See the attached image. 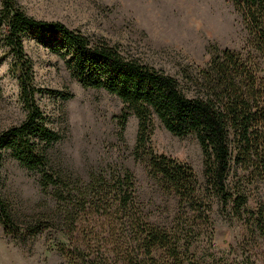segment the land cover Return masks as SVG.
<instances>
[{"label":"trees","instance_id":"1","mask_svg":"<svg viewBox=\"0 0 264 264\" xmlns=\"http://www.w3.org/2000/svg\"><path fill=\"white\" fill-rule=\"evenodd\" d=\"M231 1L245 24L249 51L224 47L205 64L184 68L178 76L152 66L120 42L83 33L61 20L29 15L18 0H0V47L10 54L8 71L16 79L24 107L21 121L0 131V166L3 155H10L22 167L38 172L37 181L55 201L40 215L45 221H64L67 230L60 228L58 247L66 257L63 245L69 237L78 238L90 213L101 218L106 233H118L111 249L114 257L105 264H194L186 231L196 216L201 222L209 220L214 198L238 216L247 212L252 223L246 221V226L255 227L264 238L263 203L254 210L246 206L248 185L264 181V0ZM25 39L62 58L70 75L85 88H104L121 99L120 136L129 115L137 117L133 154L161 177L165 190L177 196L175 227H159L142 216L136 179L125 166L115 172H92L88 181L76 186L51 166L48 151L61 134L48 125L36 96L49 93L66 99L71 94L33 84ZM157 118L170 133L194 134L203 155V183L189 162L153 148ZM7 207L0 195V223L8 229L13 223ZM190 213H195L193 219ZM38 221L31 224V234L43 229ZM66 261L102 264L89 258Z\"/></svg>","mask_w":264,"mask_h":264},{"label":"rangeland","instance_id":"2","mask_svg":"<svg viewBox=\"0 0 264 264\" xmlns=\"http://www.w3.org/2000/svg\"><path fill=\"white\" fill-rule=\"evenodd\" d=\"M18 3L40 19L61 20L83 33L103 36L109 42L128 46L152 66L180 76L182 69L202 65L216 50L249 51L247 30L239 10L231 0H18ZM23 46L31 61L33 84L43 88L69 91L71 96L58 99L52 94H38L48 125L61 134L48 151L51 166L76 186L92 172L105 173L127 167L136 179V194L143 217L159 227H175L174 214L178 200L164 189L158 175L147 163L136 158L132 147L137 131V117L131 113L122 135L118 114L121 99L104 88H85L70 75L62 58L33 39ZM10 54L0 47V131L18 124L24 107L18 100L19 88L8 71ZM152 136L153 148L189 162L199 183H203V155L192 133L184 137L170 133L157 119ZM0 166V195L12 215V227L0 223V264H71L67 258L95 259L102 264L113 258L111 249L118 233H106L104 222L87 213L78 238L69 237L63 245L66 257L58 247L64 221H45L40 215L49 211L54 199L37 181L38 172L25 168L12 156L3 155ZM88 181V180H87ZM246 206L254 210L264 205V181L248 185ZM209 220L196 216L186 231L194 264H264V238L253 226L251 216H240L226 210L213 199ZM192 214V216H191ZM195 214V213H194ZM193 213L189 215L193 219ZM36 219L42 230L31 234ZM49 225H46V224ZM193 224V222L191 223ZM117 234H116V233ZM85 264V263H84ZM187 264V263H186Z\"/></svg>","mask_w":264,"mask_h":264}]
</instances>
